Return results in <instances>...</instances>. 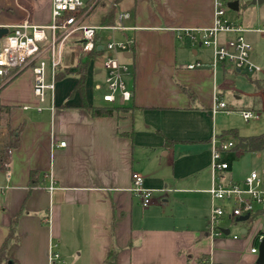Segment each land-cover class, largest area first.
<instances>
[{
    "label": "crops",
    "instance_id": "obj_1",
    "mask_svg": "<svg viewBox=\"0 0 264 264\" xmlns=\"http://www.w3.org/2000/svg\"><path fill=\"white\" fill-rule=\"evenodd\" d=\"M100 2L85 1L84 24L104 26L103 18L114 8L111 25H118L119 15L130 13L123 20L127 28L110 30L105 43L98 32L101 49L112 38L134 41V54L129 49L130 56H121L129 67L126 80L133 97L119 104L129 110L94 117L83 107L82 93L73 91L81 53L75 35L61 47L58 66L69 68L72 77L58 82L69 81L58 102L36 108L42 101H36L30 68L11 79L0 76V248L18 216V238L9 247V260L1 264H107L112 250L117 251V264H256L258 250L251 249H258L264 236V212L238 220L230 211L235 230L223 226L229 234L214 238L209 236L208 215L212 139L225 131L219 114L235 108L257 110L241 104L249 87L264 101V87L258 88L264 82V14L254 9L242 21L231 20L241 32L221 34L222 41L242 34L252 44L256 82L240 85L237 81L246 71L223 63L215 73L213 51L208 53L200 39L192 41L181 32L213 25L215 0H134L131 9L118 14L115 5L107 7L100 25L86 22ZM24 21L49 24L52 0H0L1 27ZM179 42L185 46L179 48ZM92 61L86 101L110 104L103 99L107 86L100 89L99 81L105 84L106 78L103 60ZM196 62L202 65L188 67ZM47 72L52 79L50 65ZM182 86L195 94L194 101ZM215 92L227 109L214 110ZM228 95L234 96L233 102ZM20 126L19 144L11 147L12 132ZM166 139L176 143L167 146ZM232 169L221 175L231 178ZM133 172L151 190L148 207L132 191ZM51 247L59 253L53 261Z\"/></svg>",
    "mask_w": 264,
    "mask_h": 264
},
{
    "label": "built area",
    "instance_id": "obj_2",
    "mask_svg": "<svg viewBox=\"0 0 264 264\" xmlns=\"http://www.w3.org/2000/svg\"><path fill=\"white\" fill-rule=\"evenodd\" d=\"M228 0H215L214 22L207 28H185L181 30L192 41L197 39L213 51L212 69L216 73L223 63H231L240 71H254L257 66L250 58L252 44L244 35L238 34L226 41L221 40V34L226 32H241L243 28L232 22L226 16ZM84 0H52V21L47 25H36L29 21L9 27L7 34L0 37V76L11 79L16 74L26 70L33 71V87L35 95L44 99L49 88L47 84V67L50 65L51 76L61 63V47L75 33H81L83 40L81 52L90 53L97 45L96 36L101 29L116 30L126 29L123 20L130 17V13L119 15L118 25L94 26L83 23ZM1 27V25H0ZM131 40H116L112 38L105 46L103 69L106 71L105 83L107 91L103 94L104 101L109 103H125L132 99L133 91L128 87L126 75L129 73L128 65L121 60L124 52L129 50ZM201 62L189 64V68L201 66ZM54 81V80H53ZM53 109V107L51 108ZM227 109V103L214 94V110ZM245 120H258L261 113L254 109L241 111ZM61 145L66 142L62 141ZM235 141L231 138L213 137V160L211 163L212 186L210 192V212L208 215V232L211 238L224 235L220 227L221 219L226 214L224 205L230 207L231 218L249 215L252 219L256 211L264 209V167L253 169L241 181L226 179L221 173L230 165L223 160V153L231 151ZM10 167L11 163L7 162ZM8 176L11 171H7ZM132 191L141 197L144 207L152 203L151 190L144 185V177L132 173ZM51 184L48 189L52 190ZM237 237V236H235ZM263 236L259 237V241ZM252 252H257V247H252ZM59 257L51 247L50 259Z\"/></svg>",
    "mask_w": 264,
    "mask_h": 264
},
{
    "label": "rangeland",
    "instance_id": "obj_3",
    "mask_svg": "<svg viewBox=\"0 0 264 264\" xmlns=\"http://www.w3.org/2000/svg\"><path fill=\"white\" fill-rule=\"evenodd\" d=\"M87 1V0H84ZM231 1V0H228ZM251 0H241V4H240V8L239 10H233L230 9L229 7H226V16L228 19L232 20V21H242V19L244 18V16H248L250 13H252V11L254 9H259L260 14H264V3L262 4H249ZM102 2L105 3V5H102ZM102 2H100L90 13V15L87 17L86 22L89 23H93L96 25H100V21H101V17L104 14L105 10L107 7H112L113 5H115L116 8V13L118 14L119 12H123L125 10L131 9L133 6V2L134 0H119L118 2H116L115 0H102ZM102 35L104 36V43L107 40V37H109L110 34V30H100ZM117 34V38H120L121 36L119 35V33ZM118 40V39H117ZM185 45L182 42L178 43V47L179 48H183ZM204 47H206L208 53H211L212 49L210 47H207L205 45H203ZM104 57L98 56L96 57L92 63H97L98 61L100 62L101 60H103ZM49 72V71H48ZM47 72L46 77H47V84L49 86V88L46 91V95L44 96V101L41 100L40 98H38L37 96L36 101L39 99L40 101H42L41 103H37L36 104V108L40 111L44 108V105L47 104V102H50L52 104V102H58L60 96L64 95L66 92V89L68 87V83L69 81L66 80V82H62V83H58L59 81H53L52 79H50L49 73ZM254 71H246V75L241 76V80L239 79L237 81V84H251L250 79L254 77L253 74ZM105 73H103L104 75ZM66 77H72V75H67ZM64 77V78H66ZM63 78V79H64ZM62 80V79H61ZM101 82L102 86H101V91L102 87L105 88L106 87V83L103 84L102 80L99 81ZM127 82V80H126ZM262 85V86H261ZM94 86V85H93ZM260 88L264 87V82H262L260 84ZM254 87H249L247 89V92L245 95H243L242 97V105H249V106H254L255 108H257L258 110H260L261 116L260 119L258 120H254V119H250V120H245L239 110V108H235L234 110H225V111H221V113L219 114L218 117V121L220 123V126L223 125L225 127V129L223 130H229V129H233L236 128L238 129L239 133L241 135H245V136H251V135H257V134H261L264 132V101L261 99H258L256 96H254L253 93ZM100 91V92H101ZM73 95H71L69 93L68 97H71ZM229 98L230 102H233L234 100V96L233 95H228L227 96ZM38 102V101H37ZM95 103H98L97 100H95ZM119 102H115V103H110V104H118ZM53 107V105H50L49 108L51 109ZM223 133V132H221ZM220 133V134H221ZM219 135H215L214 137H216ZM223 160L227 161L229 163L230 166H232V172H233V176L227 179H232L233 181H241L243 180L252 169H260L262 167H264V149L261 151H254V152H246V153H242L239 151H235V150H231L229 152H225L223 153ZM152 197V194H151ZM225 211H226V216L223 220V222L221 223L220 227L223 226H231L232 228V233L235 230V225H233V222L231 221V219L228 217V214L230 212V207H228L227 205L223 206ZM237 237L239 235H236Z\"/></svg>",
    "mask_w": 264,
    "mask_h": 264
},
{
    "label": "trees",
    "instance_id": "obj_4",
    "mask_svg": "<svg viewBox=\"0 0 264 264\" xmlns=\"http://www.w3.org/2000/svg\"><path fill=\"white\" fill-rule=\"evenodd\" d=\"M114 14H115V9L113 8L104 18H103V25H111L114 23ZM75 40L76 43L80 42L82 45V38H81V33H75ZM73 35V36H74ZM130 40V38H127ZM96 42L97 45L96 47L88 54L80 53L77 58V65L76 69L74 70V74L77 77V83L73 91L75 90H80L83 96V107H85L88 112L94 116H113L115 113H118L120 111H127L130 109L127 105L124 104H105V105H91L88 104L86 101L85 97V91H86V82H87V77H88V70L91 64V61L95 59L96 57L102 55L104 53L103 49L100 48V36L97 34L96 36ZM129 49L131 50L132 54H134V41H132L129 44ZM235 71H237L235 69ZM72 73V71L69 68H62L61 66H58L55 70V73L53 75V80L54 81H59ZM251 82L255 83L254 79H250ZM262 86V85H261ZM258 85V88L261 87ZM183 90L190 96L191 100H195V94L190 91L188 88L182 86ZM72 95V93H71ZM256 110V109H254ZM258 110V109H257ZM22 130V126L17 128L12 132V137H13V142L10 145L11 147H15L19 144V134ZM219 137L222 138H231L235 141L234 146L231 148V150L239 151L242 153L246 152H254V151H261L264 149V132L261 134L257 135H251V136H245L241 135L238 131V129L233 128L229 130H225L222 134L219 135ZM176 141H171L169 139H166V145H173L175 144ZM34 173L35 171H31V179H34ZM264 210H258L255 212L253 215L252 219H255L258 215L262 214ZM17 221H18V216L14 217L11 221L10 225V231L5 239L3 245L0 248V264L4 261L9 260V256L7 255V252L9 250V247L13 241H15L18 238L17 234ZM107 264H117V251L112 250L107 259H106ZM15 264H18V262H15Z\"/></svg>",
    "mask_w": 264,
    "mask_h": 264
},
{
    "label": "water",
    "instance_id": "obj_5",
    "mask_svg": "<svg viewBox=\"0 0 264 264\" xmlns=\"http://www.w3.org/2000/svg\"><path fill=\"white\" fill-rule=\"evenodd\" d=\"M264 3V0H251L249 4H262ZM239 0H232L228 2V7L233 10H238L239 9ZM9 29L7 27H0V37L3 35L7 34ZM101 48V47H100ZM126 57L130 56V52L126 51L124 53ZM0 122H1V108H0ZM249 218V215H243L238 217V220H247ZM225 234H229V229H223ZM256 264H264V236L262 239L259 241L258 245V258L256 261Z\"/></svg>",
    "mask_w": 264,
    "mask_h": 264
}]
</instances>
